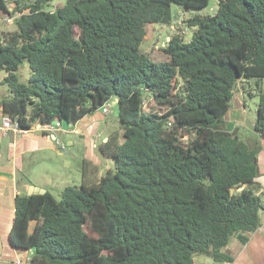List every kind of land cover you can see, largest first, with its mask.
<instances>
[{
    "label": "trees",
    "instance_id": "16d2710c",
    "mask_svg": "<svg viewBox=\"0 0 264 264\" xmlns=\"http://www.w3.org/2000/svg\"><path fill=\"white\" fill-rule=\"evenodd\" d=\"M49 1L0 0L16 24L0 31L10 92L2 113L20 129L66 126L118 98L123 139L101 142L113 164L94 177L99 168L84 159L81 183L60 199L17 194L11 245L30 264H193L195 254L232 262L226 247L261 224L264 189L260 143L229 131L224 115L240 81L264 78V0H218L210 15L187 12L209 0ZM172 4L193 31L188 41L174 33L161 47L168 59L154 61L140 48L146 26L171 25ZM254 129L264 136L263 91Z\"/></svg>",
    "mask_w": 264,
    "mask_h": 264
},
{
    "label": "crops",
    "instance_id": "0c3cea01",
    "mask_svg": "<svg viewBox=\"0 0 264 264\" xmlns=\"http://www.w3.org/2000/svg\"><path fill=\"white\" fill-rule=\"evenodd\" d=\"M4 93H0V99L5 96ZM241 95H243L241 89L234 92L230 108L224 115V119L229 131L235 130L240 138L260 143L261 149L257 155L259 175L256 177V181L264 189V136L255 131L254 122H250L246 117L245 102L241 99ZM233 100H235V106H232ZM109 105H113L115 112L118 113L116 103L113 104V101H110ZM108 112L104 113L99 108L94 113L82 117L73 124L75 132L70 133L73 137H81V145L84 149L83 160L90 161L98 168L105 163V169L111 164L102 155L100 143L106 141L108 136L113 133L100 131V124L105 122V116ZM57 131L63 135L68 134L62 130ZM57 131L49 132L32 125V128L27 132L15 133L10 131L6 135L0 134V264H25L29 258L30 253L28 251L14 248L9 241V231L15 213V197L17 194H27L28 185H21L19 172L24 169V161L28 155L47 149H53L61 154L64 149L61 150L55 141V139L59 140ZM60 142L65 144V149L68 145L73 147L75 145L71 139L67 142L60 140ZM92 175L94 176V174ZM262 210L264 212V209ZM260 221L261 224L247 234L248 240L244 244L234 240L227 245L226 248L229 249L233 260L232 262H220L221 264L264 263V215L260 214Z\"/></svg>",
    "mask_w": 264,
    "mask_h": 264
},
{
    "label": "rangeland",
    "instance_id": "374dc122",
    "mask_svg": "<svg viewBox=\"0 0 264 264\" xmlns=\"http://www.w3.org/2000/svg\"><path fill=\"white\" fill-rule=\"evenodd\" d=\"M65 0H50L52 8L62 5ZM10 7L14 3H8ZM171 8L173 13L178 12L179 17L172 22L171 25L161 23H149L146 26V34L141 43V50L148 53V55L154 61H165L168 56L161 50V47L165 45V42L170 39L174 33H178L183 37L185 41H188L191 36L193 28L186 26L184 22L185 12L183 9L172 4ZM218 8V0H209V4L202 8H191L187 12L190 15H210L216 12ZM15 16L7 15L4 11L0 10V31H11L16 29L14 23ZM9 19L11 21H9ZM30 69L27 61H25L17 70L19 80L26 82L29 78ZM5 76V71L0 70V93L8 95L10 92L5 83L1 82ZM237 89H241L243 95L241 99L245 102V115L250 122H255L256 109L258 103L259 91L264 92V78L259 81L256 78L245 79L238 83ZM236 89V90H237ZM3 95V96H4ZM1 98V97H0ZM154 103L150 100L145 103V107L153 106ZM232 106H235V100L232 102ZM110 111L105 116V122L100 124V131L111 132L117 135L119 142L122 141V128L120 126L118 113L115 112L114 106L109 107ZM58 139L63 142H67L71 139L75 145L67 146L66 149L58 154L53 149H47L45 151L36 152L33 155H28L24 161V169L19 172V180L22 186H27V190L30 185H36L38 187L48 190L56 199L61 198V191L68 185H79L82 179V161H83V146L81 145V137H73L72 134L63 135L59 131L56 132ZM187 139V136H183V140ZM186 141V140H185ZM112 165V160H108ZM105 165V163H104ZM99 166L98 174H94V177L102 175L105 171V166ZM263 210H260V214L264 215ZM34 222H30L29 231L32 230ZM236 241L235 237L231 238L229 244ZM193 264H221L212 260L211 256L207 254H195L193 256Z\"/></svg>",
    "mask_w": 264,
    "mask_h": 264
},
{
    "label": "built area",
    "instance_id": "2783aa9c",
    "mask_svg": "<svg viewBox=\"0 0 264 264\" xmlns=\"http://www.w3.org/2000/svg\"><path fill=\"white\" fill-rule=\"evenodd\" d=\"M4 1H6V3H11L12 0H4ZM9 21L11 20L9 19ZM109 106H110L109 102H106L100 108L102 109L104 113H106L109 110ZM33 125H35L39 129L46 130L49 132H55L57 130H62L63 132L68 133V134L75 132L73 128V124H68L65 126L63 125L62 122H60V120H55L52 123H46V124L34 123ZM31 128L32 126L30 127V129ZM27 130L29 129H20L17 122L14 119H12L10 115L6 113L0 114V134L1 135H6L10 131L15 132V133H21V132H27ZM55 141L59 145V148L61 150L65 149V144L60 142V140L55 139ZM29 258L25 264H30Z\"/></svg>",
    "mask_w": 264,
    "mask_h": 264
},
{
    "label": "water",
    "instance_id": "95a60500",
    "mask_svg": "<svg viewBox=\"0 0 264 264\" xmlns=\"http://www.w3.org/2000/svg\"><path fill=\"white\" fill-rule=\"evenodd\" d=\"M186 14H187V13H186ZM173 15H174L173 21H175V20L179 17L178 12L175 11V12L173 13ZM118 101H119V99H118V98H115V99L113 100V104L118 103ZM230 190H231V192H232V191H233V188H231ZM44 192H45V189H44V188L38 187V186H36V185H30L29 188H28V190H27V194H28V195L33 194V193H39V194H42V193H44ZM210 255H212V254L210 253Z\"/></svg>",
    "mask_w": 264,
    "mask_h": 264
}]
</instances>
